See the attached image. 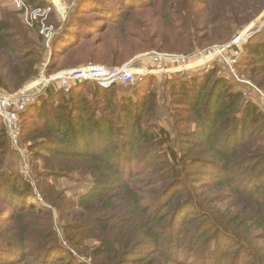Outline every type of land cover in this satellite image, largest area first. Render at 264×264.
Segmentation results:
<instances>
[{"label": "trees", "instance_id": "16d2710c", "mask_svg": "<svg viewBox=\"0 0 264 264\" xmlns=\"http://www.w3.org/2000/svg\"><path fill=\"white\" fill-rule=\"evenodd\" d=\"M130 1L137 0L123 1L127 5L118 13L109 7L113 15L82 41L73 36L82 27L65 29L67 37L55 41L53 68L76 54L84 65H117L144 50L182 51L177 44L185 55L195 54L230 39L233 28L264 7V0H220L218 7L210 0ZM24 2L32 8L49 5ZM38 30L0 18V91L14 92L37 77ZM85 42L88 50L77 53ZM242 63L248 79L264 91V40L246 46ZM151 76L124 96L117 95L118 85L101 89L83 83L68 93L49 88L20 114L21 139L29 142L31 161L45 153L44 170L56 181L73 173L91 181L76 203L58 208L65 242L77 247L97 241L95 264H264L263 111L212 69L166 81L173 126L161 127ZM26 118L33 124L25 127ZM9 144L0 119V203L9 206L10 219L11 205L22 207L16 248L26 256L30 234L21 217L43 210L32 201L28 181L3 167ZM66 209L71 211L64 215ZM41 251L46 256L47 245ZM59 258L51 264L73 263L69 255Z\"/></svg>", "mask_w": 264, "mask_h": 264}, {"label": "rangeland", "instance_id": "374dc122", "mask_svg": "<svg viewBox=\"0 0 264 264\" xmlns=\"http://www.w3.org/2000/svg\"><path fill=\"white\" fill-rule=\"evenodd\" d=\"M35 2H42L45 4L51 5V12L44 20V27L39 26L37 35L40 36V56L41 63L38 65V75L31 82L23 85L18 90L23 89L26 85H31L33 83L40 81L39 75L41 72H44L46 79H49L53 74H59L60 72L67 71L70 69H76L84 64L81 61H78L77 58H81L80 54H76L73 60L62 61L56 66H52L51 63L57 61V58L54 57L51 59L52 53L54 52L55 42L60 36H62L67 31H74V28L82 27V30L78 32L79 34L73 35L75 39L82 41L88 33L94 32L98 29L99 26H103L104 22L101 21L105 19L106 15L109 17L111 12L108 11V8L111 7L118 13L122 9L123 1L125 0H31ZM143 1L150 0H137L130 1L128 5H138ZM223 1L220 0H210V5L216 7L221 6ZM98 8V11H93V8ZM145 12H141L142 15ZM113 15V14H111ZM137 15L136 17H138ZM0 18L5 19L11 25L21 23L22 25L29 27L22 14L17 10L13 5L11 0H0ZM139 20H144L143 17H140ZM107 22V19L105 20ZM234 29V32L230 39H227L223 42L213 43L211 47L204 48L195 54L185 55L187 53L184 50L183 46L176 45L177 49H182V51H171L170 54L163 52L160 48H154L151 50H144L140 53H133V57L130 60L123 59L122 63L117 65L112 64H102V63H92L96 65H103L106 67H119L130 64L135 60L133 66L136 69L141 67L149 68L151 67L150 54L152 53H161L167 54L172 57L181 56V57H190L193 56V59H190L188 68H183L185 66H180L181 70L175 68L170 74H157L152 75L151 78V87L158 92L160 103H158L157 111V122L159 126L169 128L170 125L173 126V121L171 119L172 113L170 111V105H168L167 97V86L166 81L168 80H177L185 79L191 76H200L208 71L215 69L217 75L222 79L226 80L232 86V89L241 91L246 103L255 104L261 111L264 113V91L259 89L253 81L248 79V68H246L242 61L246 57V46L250 43L262 42L264 40V7L259 13L250 21L244 25H239ZM70 35V34H68ZM66 35L62 36V39ZM237 36H242L239 43L236 44L235 48L230 50L239 51V57L237 59L234 67L230 68L224 62V58L231 53H222L219 55V60L216 58H211L216 50H219L220 47L230 43L233 38ZM67 37V36H66ZM73 37V38H74ZM37 36H35V39ZM175 37H171L174 39ZM96 38L90 40V45L95 41ZM39 40V38H37ZM244 40V41H243ZM71 41H74L71 39ZM69 43V42H68ZM72 43V42H70ZM83 43V42H81ZM54 45V46H53ZM86 42L83 44V49L77 53H85ZM170 46L174 45V42L169 43ZM104 49L99 51V54L103 53ZM159 51V52H158ZM179 53V54H177ZM241 53V54H240ZM195 55V56H194ZM214 57V56H213ZM98 60V59H97ZM110 60V59H109ZM193 61L196 64L193 66ZM88 65V64H87ZM85 66V65H84ZM175 67V66H174ZM149 75V76H150ZM148 76V75H147ZM146 78V76H145ZM143 78V79H145ZM143 80L138 82L141 83ZM42 83V82H41ZM10 85V83H9ZM11 86V85H10ZM116 93L119 96L132 95L135 91V88L131 86L118 85L116 87ZM18 90L14 91L17 92ZM90 89H87L89 91ZM14 92H4V94H11ZM139 94V93H138ZM21 122V121H20ZM22 124L27 127L28 125L33 124L29 121V118L23 119ZM6 131V130H5ZM172 137L175 138V141H178L175 137L176 131L173 130ZM10 143V141H9ZM10 145V144H9ZM172 147L177 148L175 145L170 144ZM28 147L29 142L25 140V136L21 139L20 136V147ZM6 152L3 158V167L6 171L11 173H17L22 177L23 180L28 181V183L33 188V193L35 198L32 200L38 207L42 208L43 214L38 212L28 213L26 217H21L26 225V230L29 231V238H26V244L24 253L26 256H20L17 253L16 241L17 237L22 235L21 226L16 222L19 213L22 212V207L18 205H11L12 209H9V213L12 215V218H7L8 212L5 203H0V264H51V259L59 260V255H69L73 263L71 264H95L93 261L92 251L98 247V242L92 240L84 241L83 244H80L77 247L67 245L64 240V234L61 229L60 221L63 220L59 218L58 208H62L64 203H76L77 197L88 190L90 186L89 178H79L77 174L73 173L66 178L59 179L56 181L53 177L50 176L51 172L44 170L46 166L47 155L41 156L39 159H32L31 155L28 159V162L24 163L20 156L14 152L10 146L5 148ZM207 172L213 170L207 169ZM43 175V176H42ZM41 194L47 195L51 203L44 202L41 198ZM58 195L55 199L54 196ZM11 211V212H10ZM63 212L66 215L67 212L71 209H66ZM65 219V218H64ZM15 223H14V222ZM71 221V220H70ZM47 245V255L43 256L44 253L41 249ZM260 245L264 247V241L260 242ZM40 257L38 261L35 260V257ZM104 259V258H103Z\"/></svg>", "mask_w": 264, "mask_h": 264}, {"label": "built area", "instance_id": "2783aa9c", "mask_svg": "<svg viewBox=\"0 0 264 264\" xmlns=\"http://www.w3.org/2000/svg\"><path fill=\"white\" fill-rule=\"evenodd\" d=\"M11 1L22 14L28 26L36 25L38 28L39 26L41 28L44 27V20H46L51 12L50 4L47 7L32 8L24 0ZM241 38L242 36L233 38L230 43L220 47L210 57L219 60V55L222 53H231L224 58V62L228 67H234L240 55L239 51L230 52V50L235 48ZM149 56L152 64L149 68L141 67L136 69L133 66L135 60L130 64L119 67L88 64L76 69L60 72L59 74H53L49 79H46L48 75L44 76V72H41L38 78L40 81L38 80L36 83L26 85L17 92L4 94V92L0 91V119L5 127L12 150L20 156L24 163L28 162L30 156L27 147H20L21 128L19 116L25 111L27 106L37 102L49 88L62 93H68L83 83H92L101 89H109L116 85L135 86L147 75L170 74L175 71V68L178 70L188 68L190 59H193V56L172 57L161 53H152ZM195 64L196 62L193 63V66ZM180 66L185 67L181 68Z\"/></svg>", "mask_w": 264, "mask_h": 264}]
</instances>
